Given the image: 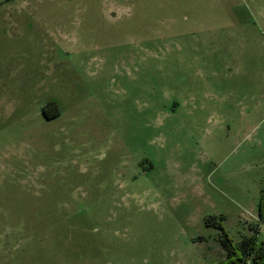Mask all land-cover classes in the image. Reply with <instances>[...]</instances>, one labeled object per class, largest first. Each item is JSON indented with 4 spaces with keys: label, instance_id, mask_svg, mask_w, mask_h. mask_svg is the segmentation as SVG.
Masks as SVG:
<instances>
[{
    "label": "rangeland",
    "instance_id": "rangeland-1",
    "mask_svg": "<svg viewBox=\"0 0 264 264\" xmlns=\"http://www.w3.org/2000/svg\"><path fill=\"white\" fill-rule=\"evenodd\" d=\"M263 189L264 0H0V264H220Z\"/></svg>",
    "mask_w": 264,
    "mask_h": 264
},
{
    "label": "trees",
    "instance_id": "trees-1",
    "mask_svg": "<svg viewBox=\"0 0 264 264\" xmlns=\"http://www.w3.org/2000/svg\"><path fill=\"white\" fill-rule=\"evenodd\" d=\"M59 115L60 111L57 109L55 114H47V118L52 119ZM259 217V224L250 226L252 234L243 237L239 242H234L229 238L222 225L216 222V218H208L206 220L207 226H213L215 229L223 232L220 244L226 252V259L220 262V264H264V242L259 244L257 241V236L260 231V223L264 221V206H261L260 208Z\"/></svg>",
    "mask_w": 264,
    "mask_h": 264
},
{
    "label": "flooded vegetation",
    "instance_id": "flooded-vegetation-1",
    "mask_svg": "<svg viewBox=\"0 0 264 264\" xmlns=\"http://www.w3.org/2000/svg\"><path fill=\"white\" fill-rule=\"evenodd\" d=\"M57 109H58L57 106L53 102H48V103L44 104L41 107L40 111H41V113H43L44 116L47 117L48 111H50V110H57Z\"/></svg>",
    "mask_w": 264,
    "mask_h": 264
}]
</instances>
